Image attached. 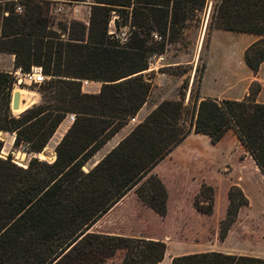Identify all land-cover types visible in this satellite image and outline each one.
<instances>
[{
  "label": "trees",
  "instance_id": "trees-1",
  "mask_svg": "<svg viewBox=\"0 0 264 264\" xmlns=\"http://www.w3.org/2000/svg\"><path fill=\"white\" fill-rule=\"evenodd\" d=\"M19 1L22 14L14 12L15 1L0 0V53L14 56L15 71L27 74L40 67L44 76L57 79L39 87L41 104L15 115V77L0 72V134H13L14 149L43 159L40 153L64 118L73 113L75 120L57 145L54 162L32 157L21 168L11 156L0 158V264H106L117 255L120 264L162 262L163 241L104 235L91 228L191 133L216 145L232 131L264 180V104L256 102V81V92L249 88L242 100L201 98L195 93L187 127L185 95L180 91L179 100L161 102L90 171H83L147 102L151 84L143 72L149 69V59L164 54L167 42L203 11L206 0H94L88 25L81 26L79 38L69 41L48 29L53 0ZM113 13L126 19L122 25L114 20L115 28L131 32L123 45L109 32ZM208 30L259 36L244 52L246 66L257 74L264 62V0H219ZM84 80L99 82V92L83 93ZM2 149L0 138V153ZM136 195L158 216H166L168 194L158 177L149 175ZM227 199L220 240L248 205L237 186L229 188ZM213 205V189L201 185L195 209L210 215ZM170 264H264V259L204 252L174 257Z\"/></svg>",
  "mask_w": 264,
  "mask_h": 264
},
{
  "label": "rangeland",
  "instance_id": "rangeland-1",
  "mask_svg": "<svg viewBox=\"0 0 264 264\" xmlns=\"http://www.w3.org/2000/svg\"><path fill=\"white\" fill-rule=\"evenodd\" d=\"M12 1H15L16 5H21L19 0ZM218 1L206 0L203 11L196 13L195 17L185 24L184 29L172 42H167L162 59L160 61L153 59L149 69L143 72L146 80L151 84L147 107H157L166 100H179V92L184 93L183 123L186 127L191 120L192 96L199 92L202 97L201 82L205 71L207 74L204 98L240 97L243 92L234 83L238 79L243 80L250 77L247 68L239 59L240 55L236 54V43L231 37L220 33L215 34L212 46L209 47L210 34L213 31L208 30L210 18L206 32L204 24L207 14L210 11L212 13L213 7ZM93 4L94 0L79 3L51 1L48 29L62 41L79 38L81 26L88 25L90 7ZM3 5V2H0V7ZM116 19L120 25L126 21L124 17L118 19L113 13L109 32L123 45L129 41L131 32L127 27H120L117 30L114 25ZM86 62L89 63V59ZM1 68L8 70L6 67ZM24 75L26 74L21 71L14 75L13 93L20 92L22 94V110L15 115L27 110H23L24 105L30 109L41 104L39 87L42 85H34ZM44 77L45 81L57 79V77L51 76ZM254 81L257 82V80H253L249 85L252 92L257 90V85H252ZM82 82L83 93L97 94L99 92L101 86L99 82L86 80ZM257 83L259 84V82ZM249 88L243 98L248 96ZM262 90L260 85L256 96L258 103H264V90ZM24 92L34 94L31 104H26ZM43 93L46 95V92ZM68 115L75 117L73 113ZM68 115L64 118L65 132L63 136L72 125ZM134 118V122H131L130 119L124 126L125 130L119 138L128 135L136 125L145 119L141 121V116L137 115ZM63 136L60 138L62 139ZM0 138L3 141L0 158L7 159L8 156H11L16 166L26 168L29 160L34 156L21 149H14L8 134H0ZM57 141L54 143L51 141L49 152L44 151L42 153L44 158L40 159L37 156L38 159L52 163L50 155L54 153L56 156L55 149L59 144H56ZM170 154L159 162L149 174L158 177L166 188L168 199L165 217L158 216L136 195L138 187L149 177L147 175L107 214L95 222L91 232L163 241L166 245L165 262L170 258L172 260L174 257L204 252L264 259V180L233 132L229 131L216 145L211 144L205 136L192 138L191 142L181 151L172 156ZM102 155L103 153H100L89 160L83 167V171H90L106 156L102 158ZM203 184L211 187L214 191V205L210 215L202 214L194 207V198ZM231 186L241 189L248 200V205L239 210L225 239L220 240L219 225L225 217L228 206L227 193ZM202 206L208 207L207 204H202ZM120 263L121 256L117 255L106 264Z\"/></svg>",
  "mask_w": 264,
  "mask_h": 264
},
{
  "label": "crops",
  "instance_id": "crops-1",
  "mask_svg": "<svg viewBox=\"0 0 264 264\" xmlns=\"http://www.w3.org/2000/svg\"><path fill=\"white\" fill-rule=\"evenodd\" d=\"M210 14H211V11L210 13L207 14V18H206V22L204 24V29H205V32H206V29H207V26H208V23H209V18H210ZM203 28V26H202ZM203 29V30H204ZM225 34L227 35L228 37H231L235 43H236V47H235V51H236V54H239L240 55V61L242 64H244V66L247 68V73L248 75L250 76L249 78L247 79H238L235 81V86L241 91L243 92V95L240 96V97H237V98H217L219 100H222V99H227V100H242L243 99V96H245L246 94V91L248 90L249 88V85L251 84V82L253 80H257V82H259V84L261 85L262 89L264 90V62L261 63L260 67H259V70L257 72L256 75H254L252 73V71L246 66L245 62H244V52L245 50L250 46L252 45L253 43L257 42L260 37L259 36H256V35H253V34H242V33H235V32H226V31H220V30H213L210 34L211 38H210V42H209V47L212 46V42H213V37L215 36V34ZM1 67H6L8 70H2ZM19 71V70H18ZM16 72L15 69H14V56L11 55V54H7V53H0V72H3V73H10V74H14V75H17L20 73L19 72ZM206 74L207 72L205 71L204 75H203V78H202V82H201V95L202 97L201 98H204V91H205V81H206ZM83 83V82H82ZM262 90V91H263ZM36 103V102H34ZM149 101H147L143 106L142 108L139 110L137 116H141V121L152 111L155 109L156 106H150V107H147ZM258 103V102H257ZM261 104H264V103H261ZM22 105V98L20 96V106ZM148 108L143 114L142 112ZM142 114V115H140ZM64 121L63 120L60 125L58 126L55 134L52 136V138L50 139V141L48 142V144L46 145V148L44 149V151L46 152H49L50 148H49V143L52 141V143L56 142L58 138L62 137L64 132H65V126H64ZM64 126V127H63ZM60 128H62L61 130H59ZM125 130V127H123L118 133H116L109 141H107L104 146L98 151L96 152V154L91 158H95L98 154L100 153H103L102 155V158L107 155L118 143L121 139H123L125 136H122L119 138V136L122 134V132ZM1 134H8L10 136V139H11V143H13L14 141V135L13 134H10V133H1ZM199 136H202V135H198V134H194V133H191L180 145H178L174 151L170 154V156H172L174 153L178 152V151H181L189 142H191L192 138H196V137H199ZM61 139V138H60ZM60 139L57 141L56 144L59 143ZM43 151V152H44ZM54 156V158H53ZM52 157V158H51ZM44 158V156H43ZM50 158H51V162L55 161V154H51L50 155ZM90 159V160H91ZM165 258H166V253L164 255V258L162 260V262H160L159 264H170V260L171 258L169 259V261L165 262Z\"/></svg>",
  "mask_w": 264,
  "mask_h": 264
},
{
  "label": "built area",
  "instance_id": "built-area-1",
  "mask_svg": "<svg viewBox=\"0 0 264 264\" xmlns=\"http://www.w3.org/2000/svg\"><path fill=\"white\" fill-rule=\"evenodd\" d=\"M14 12L17 13V14H22V12H23L22 11V7L20 5H16L15 8H14ZM2 15L3 16H7L8 13L7 12H3ZM153 38L156 41H160L161 40V38L158 37L156 34L153 35ZM153 59H158V61H160L162 59V55L153 56L152 58H150L149 59V66L152 65V60ZM20 76H22V75L20 74ZM24 77L25 78H29L34 85H41L45 81V77L43 76L42 70H41L40 67H32L31 70H30V73L24 75ZM68 119H69L70 123H73L74 120H75V117H74V115H68ZM134 121H135V118L131 119V122H134Z\"/></svg>",
  "mask_w": 264,
  "mask_h": 264
},
{
  "label": "water",
  "instance_id": "water-1",
  "mask_svg": "<svg viewBox=\"0 0 264 264\" xmlns=\"http://www.w3.org/2000/svg\"><path fill=\"white\" fill-rule=\"evenodd\" d=\"M19 107H20V94L19 93H13L12 100H11V111L13 112V114H14V112H17L19 110ZM42 153H43V151L40 154H42ZM38 155L39 154L34 155V158H38L37 157ZM55 158H56V156H55Z\"/></svg>",
  "mask_w": 264,
  "mask_h": 264
},
{
  "label": "bare ground",
  "instance_id": "bare-ground-1",
  "mask_svg": "<svg viewBox=\"0 0 264 264\" xmlns=\"http://www.w3.org/2000/svg\"><path fill=\"white\" fill-rule=\"evenodd\" d=\"M16 93H19L20 96H21V98H22V94H21L20 92H16ZM23 94L26 96V104H31V103H32V100H33V97H34V94H32L31 92H24ZM24 107H25V105H24ZM24 107H23V110L29 108L28 106L25 107V108H24ZM20 110H22V107H21V106L19 107V110H18L17 112H14V114L19 113ZM40 157L43 158V155L40 154ZM48 158H49V157H48ZM51 158H52V157H51ZM51 158H50V160H51ZM53 158H54V156H53ZM21 163H22V162H21Z\"/></svg>",
  "mask_w": 264,
  "mask_h": 264
}]
</instances>
